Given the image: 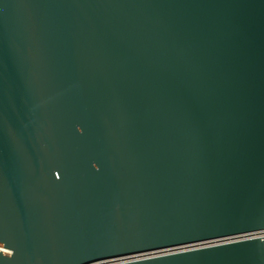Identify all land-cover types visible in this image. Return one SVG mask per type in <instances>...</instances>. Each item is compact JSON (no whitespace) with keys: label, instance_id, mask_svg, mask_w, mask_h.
<instances>
[{"label":"water","instance_id":"95a60500","mask_svg":"<svg viewBox=\"0 0 264 264\" xmlns=\"http://www.w3.org/2000/svg\"><path fill=\"white\" fill-rule=\"evenodd\" d=\"M0 264H264V0H0Z\"/></svg>","mask_w":264,"mask_h":264}]
</instances>
